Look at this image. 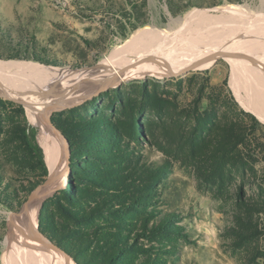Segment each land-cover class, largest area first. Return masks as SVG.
Returning <instances> with one entry per match:
<instances>
[{
    "label": "rangeland",
    "instance_id": "374dc122",
    "mask_svg": "<svg viewBox=\"0 0 264 264\" xmlns=\"http://www.w3.org/2000/svg\"><path fill=\"white\" fill-rule=\"evenodd\" d=\"M225 5L260 11V0H0V61L67 71L88 93L100 73L82 71L189 11ZM236 50L235 63L134 78L54 112L70 141L63 177L73 188L65 195L62 177L40 204V237L76 264H264V49ZM49 81L26 80L45 92ZM27 128L49 174L25 108L0 98V264L12 221L48 177L22 140ZM27 249L35 264L49 257Z\"/></svg>",
    "mask_w": 264,
    "mask_h": 264
},
{
    "label": "bare ground",
    "instance_id": "6f19581e",
    "mask_svg": "<svg viewBox=\"0 0 264 264\" xmlns=\"http://www.w3.org/2000/svg\"><path fill=\"white\" fill-rule=\"evenodd\" d=\"M167 28L164 33L128 44L126 51L117 58L102 61L94 69V72L100 73L99 82L96 86H90L88 93H85L82 85L71 84L74 76L67 71L62 74L57 69L29 62L0 61V98L15 101L25 108L27 120L38 130V142L45 155L49 172H58L46 195L34 200L24 209L18 220L12 221L6 237V264H35V259L27 256L29 244L47 249L49 257L43 260L44 264H76L73 259L56 251L40 237L37 233V220L40 204L60 183L67 162L66 145L59 136L54 135L46 120L51 118L54 112L79 102L73 99L56 101L50 98L42 107L44 98L52 91L91 96L105 83L113 80L122 83L148 76H180L195 69L207 68L219 57L235 63L238 60L236 48L240 46L249 45L264 49L263 39L250 38L264 35V0H260L258 13H253L244 6L234 5L212 10L196 9L172 20ZM247 36L249 38L246 40L237 41ZM81 73L87 74V71ZM235 74V78H231L232 84L238 81V74ZM30 78L52 80L49 81L51 89L47 92L41 87L33 89L26 82ZM254 106L256 113L261 114L258 106ZM65 181V178L61 181L62 189L67 188ZM8 254H11L10 258Z\"/></svg>",
    "mask_w": 264,
    "mask_h": 264
},
{
    "label": "water",
    "instance_id": "95a60500",
    "mask_svg": "<svg viewBox=\"0 0 264 264\" xmlns=\"http://www.w3.org/2000/svg\"><path fill=\"white\" fill-rule=\"evenodd\" d=\"M247 38H249L248 36L247 37H242V38H239L237 39V41H244L246 40ZM250 38H253V39H263L264 40V35H257V36H250ZM94 72V69L90 70V71H87V78H90L92 76ZM86 78V79H87ZM135 80V79H133ZM121 83L117 80H113V81H110L108 83H105L95 94L91 95V96H84V95H80V94H76V93H68V92H54V93H51L49 95H47L41 106L44 107L45 103L48 101V99L52 98L53 100H56V101H63V100H77V101H89V100H92L94 97L100 95L101 93H104L106 91H108L109 89L111 88H116L120 85ZM47 124L50 126V128L52 129L53 133L55 136H59L65 143L66 145V151H67V157H68V154H69V143L67 141V139L64 137V135L62 134V132L56 128V126H54V124L52 123L51 119L48 118L46 120ZM58 172H53V173H50L48 174V177L47 179L45 180V182L43 184H41L29 197L28 201L26 202L25 204V208L29 207L33 202L34 200H36L37 198L39 197H42V196H45L46 195V192L49 190L50 188V184H51V181L54 179V177L56 176ZM48 198V196H46L44 198V200H46ZM43 200V201H44ZM24 208V209H25ZM37 233L40 235V232L39 230L37 229ZM41 236V235H40ZM43 238V237H42ZM44 240L46 241V243L51 246L52 248H54L56 251L66 255L68 258H70L67 254H65V252H63L60 248L56 247L54 244H52V242L50 240H48L47 238H44ZM71 259V258H70Z\"/></svg>",
    "mask_w": 264,
    "mask_h": 264
},
{
    "label": "trees",
    "instance_id": "16d2710c",
    "mask_svg": "<svg viewBox=\"0 0 264 264\" xmlns=\"http://www.w3.org/2000/svg\"><path fill=\"white\" fill-rule=\"evenodd\" d=\"M236 107L237 105L231 100V104H230V113H229V116H230V120L235 123V124H238L241 120H238V116H239V113L242 114V112H238L236 113L235 110H236ZM161 114V112H160ZM193 119L196 121V119L193 117ZM55 126V125H54ZM57 128V127H56ZM59 129V128H58ZM62 134L64 135V137L67 139L68 143H70L69 141V138L67 136V134L65 133L64 130L62 129H59ZM241 132V131H239ZM239 135V134H238ZM22 140L24 141V143L26 144V147L34 152L39 161H40V165L42 167V170L44 172V174L47 176L48 175V171H47V168L45 166V163L43 161V156H42V151L41 149L38 147V145L36 144V140H35V131L33 129H30V128H27L25 131H23L22 133ZM72 155V154H71ZM68 181V185H67V188L62 190L64 192L65 195H70V193L72 192V188H73V183H72V180L70 179V177L67 179ZM242 203H241V210L242 211H251L252 209L248 208L245 203L243 202V200H241ZM260 205V204H259ZM255 212H261L260 209H255L254 210ZM41 218H40V223H41ZM249 225V224H248ZM61 250H63V248H60ZM64 252L66 250H63ZM114 260L117 259V256H113Z\"/></svg>",
    "mask_w": 264,
    "mask_h": 264
}]
</instances>
